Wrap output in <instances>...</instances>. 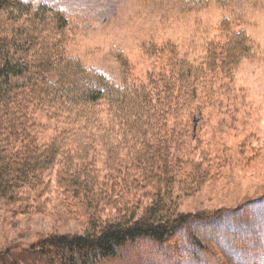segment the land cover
<instances>
[{
    "label": "trees",
    "instance_id": "trees-1",
    "mask_svg": "<svg viewBox=\"0 0 264 264\" xmlns=\"http://www.w3.org/2000/svg\"><path fill=\"white\" fill-rule=\"evenodd\" d=\"M68 25L52 0H0V203L30 216L53 193L84 224L80 233L0 246V264H101L140 237L165 242L176 233L222 264H264V196L245 209L179 210L226 165L194 121L227 107L225 84L252 57L251 37L224 20L201 59L170 43L146 81L131 78L127 61L117 81L67 51ZM39 115L61 125L46 140Z\"/></svg>",
    "mask_w": 264,
    "mask_h": 264
},
{
    "label": "rangeland",
    "instance_id": "rangeland-1",
    "mask_svg": "<svg viewBox=\"0 0 264 264\" xmlns=\"http://www.w3.org/2000/svg\"><path fill=\"white\" fill-rule=\"evenodd\" d=\"M52 1L63 5L68 14L67 51L117 81L121 80L122 61L131 64V78L146 81L150 70L158 71L165 64L170 43L177 44L180 55L201 59L224 20L245 31L254 42L253 55L240 64L234 80L226 82L227 107L213 108L194 121L204 146L226 159V165L218 178L181 199L179 210L195 214L245 209L263 198L264 0ZM154 46L167 48L163 56L148 53ZM37 121L47 125L41 140L61 128L44 115L37 116ZM98 154L104 174L105 151L98 148ZM134 197L136 192L131 200ZM60 203L58 195L51 193L42 199L44 211L30 216L15 214L13 208L0 203V246L26 245L52 232H83V221L71 217ZM189 240V233H176L165 242L140 237L101 264H222ZM185 249H190L188 257L183 255Z\"/></svg>",
    "mask_w": 264,
    "mask_h": 264
}]
</instances>
